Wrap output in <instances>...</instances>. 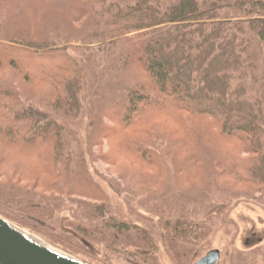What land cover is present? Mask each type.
<instances>
[{
    "label": "trees",
    "instance_id": "trees-1",
    "mask_svg": "<svg viewBox=\"0 0 264 264\" xmlns=\"http://www.w3.org/2000/svg\"><path fill=\"white\" fill-rule=\"evenodd\" d=\"M70 51L113 60L127 85L102 113L97 160L155 204L152 229L108 214L52 117L81 109L85 69ZM162 107L176 139L152 124L110 157L119 125ZM173 185L194 198L169 201ZM240 198L264 204V0H0V217L88 264H159L158 244L188 264ZM232 257L224 264H256Z\"/></svg>",
    "mask_w": 264,
    "mask_h": 264
},
{
    "label": "rangeland",
    "instance_id": "rangeland-1",
    "mask_svg": "<svg viewBox=\"0 0 264 264\" xmlns=\"http://www.w3.org/2000/svg\"><path fill=\"white\" fill-rule=\"evenodd\" d=\"M126 1L132 3L135 0ZM70 54L85 69L81 109L75 117L60 115H52V117L63 126L79 145L78 149L83 154L92 179L105 191L109 198L107 204L108 214L117 216L129 223L143 226V228L152 229L150 221L161 218V212H157L155 204L144 205L143 196L127 190L122 182L115 177V169L97 160L99 151L102 150L105 153L107 150V143L104 139L100 144V149L97 145L101 136L102 123L105 121L102 113L106 107L119 98L121 93L127 89V85L114 73L115 63L113 60H105L102 65L92 66L83 60L81 56L71 51ZM169 113L167 109L162 107L158 111L147 113L142 121L135 122L133 125H119L115 133L117 138L112 142L113 152L110 157L116 158L119 155L124 156L126 154L118 147V139L129 137L132 131L145 132L152 127V124L157 126L155 127L157 130L168 133L169 136L176 139L178 137L175 135L178 133L177 128L169 122ZM18 149L17 145L9 146V151L15 157L22 156ZM78 149H75V151ZM158 150L167 165L169 173H171L173 167L170 160L165 156L160 146ZM119 151L120 154L117 153ZM139 172L141 173L140 170ZM143 172L145 173V171ZM191 198H194L191 194H183L174 187V192L168 200L172 202ZM62 216L68 218L66 212ZM28 233L34 235L31 232ZM41 240L46 242L43 239ZM158 246L159 249L155 253L159 264H175L167 257L163 247L160 244ZM210 250L220 252L218 262L222 263L217 262L216 264H224L226 260L232 259V256L236 254L241 255V258L245 261L264 264V204L256 203L250 199H235L218 227L197 247L196 253L188 264H192ZM109 264H137V261L131 258L125 259L120 256H113L110 257Z\"/></svg>",
    "mask_w": 264,
    "mask_h": 264
},
{
    "label": "water",
    "instance_id": "water-1",
    "mask_svg": "<svg viewBox=\"0 0 264 264\" xmlns=\"http://www.w3.org/2000/svg\"><path fill=\"white\" fill-rule=\"evenodd\" d=\"M218 250H210L192 264H216ZM0 264H88L0 217Z\"/></svg>",
    "mask_w": 264,
    "mask_h": 264
}]
</instances>
